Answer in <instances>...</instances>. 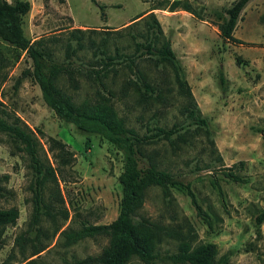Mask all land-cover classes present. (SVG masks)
I'll list each match as a JSON object with an SVG mask.
<instances>
[{
    "label": "rangeland",
    "instance_id": "374dc122",
    "mask_svg": "<svg viewBox=\"0 0 264 264\" xmlns=\"http://www.w3.org/2000/svg\"><path fill=\"white\" fill-rule=\"evenodd\" d=\"M28 1L31 8L23 17L25 36L31 41L52 35L61 37L53 45L59 61L64 60L65 37L76 27L88 29L84 41L92 38L99 42L107 36L111 54L115 46L132 52L128 34L114 30L145 12L151 3ZM190 1L203 20L185 10L158 9L155 15L184 70L200 115L207 119L208 133L181 113L186 97L179 92L173 70L155 67L148 60L139 66L148 80L160 86L163 100L153 96L142 102L133 84L135 76L127 68L110 71L103 79L104 85L89 79L83 71H75L74 81L62 74L57 83L76 103L107 96L125 125L140 135L153 126L176 125L185 132L184 141L160 139L144 145L145 154L158 168L174 174L179 184L169 186L166 194L158 186L147 190L139 215L172 233L164 230L154 237L157 255L152 263L133 256L128 264H187L168 258L179 251L183 242L191 247L213 243L216 259L230 264H264V138L260 132L264 128V0H251L242 11L234 29V36L242 43L223 40L216 26L220 21L218 13L233 0ZM135 27L139 29V25ZM92 29L101 32L94 33ZM0 52V110L15 114L36 133L42 153L54 167L58 166L48 151L47 137L60 140L74 153L72 163L58 172V187L50 184L55 191L52 217L41 215L34 222L29 162L10 137L0 133V208L16 207L19 211L16 222L0 233V264L26 263L31 247L27 242L20 247L17 239L21 236L32 238V251L44 248L28 258H32V264H66L97 255L108 238L85 237L69 244L64 232L84 224H107L116 218L122 197L118 181L123 168L122 152L100 135L84 133L56 116L44 102L34 78L24 73L32 70V61L23 51L0 40ZM92 56L89 47L79 51L74 66L84 69ZM129 79L131 85L122 95ZM142 162L148 163L147 159ZM227 172L238 179L227 176ZM188 189L209 224L197 213ZM49 191L45 192L47 202Z\"/></svg>",
    "mask_w": 264,
    "mask_h": 264
},
{
    "label": "trees",
    "instance_id": "16d2710c",
    "mask_svg": "<svg viewBox=\"0 0 264 264\" xmlns=\"http://www.w3.org/2000/svg\"><path fill=\"white\" fill-rule=\"evenodd\" d=\"M98 4L97 0H91ZM147 1V0H145ZM150 10L166 9L168 11L185 10L196 18L203 20L195 10L190 0H149ZM251 0H233L230 6L218 13L220 21L216 24L220 37L232 43H242L234 36V29L241 18L242 11ZM102 9L104 6L99 5ZM31 3L28 0H0V40L10 44L13 48L23 51L32 61V70L24 73L34 78L40 88L44 102L50 107L56 116L64 122L71 123L84 133L98 134L114 145L123 155V168L118 176L121 185L122 197L118 215L107 224H84L76 230L64 232L67 243L72 244L85 238L106 237L108 243L101 252L94 256H87L66 264H128L133 256L146 263H152L156 258L153 239L166 230L168 234L172 230L150 222L149 219L139 215L143 207L147 190L150 187H161L166 194L169 186L179 184L174 174L162 170L157 164L146 155L144 145L164 139L171 143L185 140V132L173 125L170 128L153 126L147 128V133L138 134L133 128L125 125L124 119L116 113L115 108L105 95H101L94 101L83 100L76 103L73 96L58 85L60 75L67 74L70 81H74V73L82 72L89 79L104 85L103 79L110 71H117L127 68L135 76L133 84L140 92L142 102H148L150 98L156 97L163 100L160 86L148 80L139 63L148 60L155 67H169L173 70L175 81L179 92L186 97V103L181 108V113L190 122L205 128L208 133V122L200 115V110L195 101L184 70L171 47L170 40L164 35L162 26L153 11L146 14H138L131 23L114 30L118 34H128L133 42V51L128 52L119 46L114 47V53L107 50L108 37L103 36L99 42L92 38L84 41V35L88 29L79 27L69 30L64 43V60L59 61L54 55L53 45L62 38L58 35L41 37L34 41L28 39L23 30V17L29 12ZM139 25L137 30L135 26ZM94 33L101 30L92 29ZM92 49L93 58L89 60L88 66L82 70L75 67L74 59L78 52ZM125 47V46H124ZM1 55V52H0ZM2 62L0 56V64ZM264 62V58H263ZM222 80V79H221ZM123 88L124 95L127 86L132 80H128ZM43 134L41 130H37ZM264 138V128L260 130ZM0 133L8 135L15 147L23 152L31 168L33 179V221L37 222L41 215L52 217V199L55 197L54 189L50 184L58 187V172L61 167L70 165L74 159V153L69 150L65 143L49 136L47 137L48 151L54 167L47 155L42 153L43 147L36 133L31 130L18 116L0 110ZM44 151V150H43ZM143 159L148 163L144 164ZM227 176L238 179L232 172ZM32 189V182H31ZM50 189V191H49ZM48 190V198L45 199V192ZM191 202L209 224L210 221L205 212L197 203L193 192L188 189ZM48 200V201H49ZM66 218L68 213L63 211ZM19 216L16 207L0 208V233L9 225L14 224ZM260 216L259 220L262 219ZM138 219V220H137ZM32 224V219H31ZM32 226V225H31ZM29 243L31 250L25 258V264H32V257L40 253L44 248L37 247L32 251V238L19 237L17 243L22 248ZM216 246L213 243L199 244L191 247L189 243L183 242L179 251L170 254L168 258L174 262L187 264H230L227 261L216 259Z\"/></svg>",
    "mask_w": 264,
    "mask_h": 264
},
{
    "label": "crops",
    "instance_id": "0c3cea01",
    "mask_svg": "<svg viewBox=\"0 0 264 264\" xmlns=\"http://www.w3.org/2000/svg\"><path fill=\"white\" fill-rule=\"evenodd\" d=\"M158 9H153V10H150V9H147L145 12H143V14H146V13H148V12H150V11H153L154 13H156V11H157ZM173 12H178V11H173ZM141 14V13H140ZM137 16V15H136ZM135 17V16H134ZM133 17V18H134ZM132 18V19H133ZM132 19H129V20H127V21H125L123 24H121V25H119V26H123V25H126V24H128V23H131V21H132ZM81 27V26H80Z\"/></svg>",
    "mask_w": 264,
    "mask_h": 264
}]
</instances>
